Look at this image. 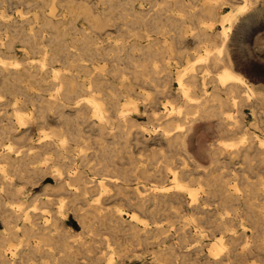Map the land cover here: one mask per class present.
<instances>
[{
	"label": "bare ground",
	"instance_id": "obj_1",
	"mask_svg": "<svg viewBox=\"0 0 264 264\" xmlns=\"http://www.w3.org/2000/svg\"><path fill=\"white\" fill-rule=\"evenodd\" d=\"M16 2L38 9L12 18ZM258 2L0 0V104H11L0 115V264H49L46 255L51 264H127L136 245L152 254L146 264H181L200 251L205 264H264V177L248 174L264 171V84L243 79L238 70L255 66L235 48L259 19ZM188 35L193 56L182 49ZM145 85L148 103L164 110L144 122L131 96ZM200 119L222 136L203 148V169L186 146ZM33 126L44 130L36 143ZM47 176L68 197L53 212L48 197L15 182ZM111 200L130 208L106 207ZM71 215L86 241L69 240ZM103 229L112 239L99 237Z\"/></svg>",
	"mask_w": 264,
	"mask_h": 264
},
{
	"label": "rangeland",
	"instance_id": "obj_2",
	"mask_svg": "<svg viewBox=\"0 0 264 264\" xmlns=\"http://www.w3.org/2000/svg\"><path fill=\"white\" fill-rule=\"evenodd\" d=\"M157 3H160V1L156 2L153 5L157 6L158 5ZM263 4H264V2H261V3L258 2L259 16H260L259 19H254L252 21L253 27H247L248 29L246 28V30L242 32L243 34L242 33L240 34V36L243 35V36H241V37H243V39L240 37L241 38V39L239 38L240 41H238V43L235 45L236 53H237V57H238L239 61L242 63L248 62L251 65L255 66V68L249 69L243 65V69H239L238 71L243 74V76H244L243 79H245V80L248 79L249 81H251L253 83H257V84L258 83L264 84V11H263V9L261 10V8H262L261 5H263ZM27 5H28V3H20V2H16V4L15 3L8 4V15L12 18L13 17H19L20 16V12H19L20 10L27 11L28 13H26V15H29L30 13H32L33 11L38 9L35 7H31V6H30L31 9H30L29 6L27 7ZM150 6H151V4H149V2L144 1V7L145 8H149ZM263 7H264V5H263ZM1 26H3V25L0 24V28H2ZM0 32H2V30H0ZM182 47H183L182 49H184L185 51H188V53H190L191 56H193L195 54V52L199 49L197 41H195L193 39V37L190 35L187 36ZM15 52H17L18 54L21 53L20 49H16ZM120 64H123L122 61ZM115 81H118V79H115ZM172 84L175 87L174 81H172ZM150 87L151 86H148V85H145L144 87H137V92H134L135 94L133 93L131 96V97L135 98L136 102L138 103V107L140 108L139 117H140V120L144 121V122L149 119L148 114L152 113V116H154V115H156V112L158 113V112H162L164 110L163 105H158V107L155 106V108H154L153 106H151L148 103V100L144 97V94L146 92H148V91L153 92ZM19 96H22V95H20V93H19ZM166 99L167 98H165L164 96L161 97V101H166ZM145 104H146V108H145ZM10 110H11V104L9 105L5 102L0 104V115L2 113H5V111H10ZM246 111L249 112V110H246ZM248 118L251 119V115L248 116ZM55 123H54V125H57V123L56 124ZM191 126H192L191 127L192 129H189L188 135L186 136L187 149H188L189 153L192 154L195 157V159L198 160V163L201 165L198 169L207 168L209 165V158L203 152L204 151L203 148L207 147V144H209L212 141L219 142L220 138L222 136L220 137V136H218L217 133L216 134L214 133L215 129H214L213 123L211 125V122L210 121L208 122V120H203V119L202 120L201 119L196 120V122L194 124H192ZM212 126H213L214 131H213V129H211ZM194 128H195V130H194ZM206 131L208 133H206ZM43 132H44V130L37 128L36 126H33L30 128V130H28V133H30V136H32L31 137L32 141L35 143L41 139L40 136L43 134ZM25 141H27V142H25ZM15 143H16L15 144L16 147L18 146V147H20V149H24V148L28 147L29 140H27V139L26 140L25 139L19 140L18 139ZM152 146L155 148L160 147V145H158V143H154L153 145H151V147ZM200 147H201V149H200ZM133 149H134L133 157H135L136 160L138 159V161H140L139 159L142 160L143 158L146 157V155H145L146 152L144 153V149L142 148L141 145H140V147L135 146ZM121 161L125 162V166H130L129 163L127 162L128 161L127 158H123ZM248 174H250V179H252L253 181H255V180L257 181L260 176L264 177V171H257L256 169H255V171L248 173ZM14 181H15V179H14ZM15 182L18 183L19 186H22L24 184L25 193L28 191L27 194H29V195L30 194H32V195L36 194L39 197L45 198V199L48 197V199H50L51 202L48 204L45 203L44 208H48L51 211L52 210L55 211V209L58 208V205H59L58 202L60 201L61 198L62 199L65 198L66 200L68 199V197L65 196V194H66L65 192H56L55 190H52L50 188V185L54 184V180L50 176H47L46 178H43L42 180H39L36 183H31V182L24 183L21 179L20 180L17 179ZM163 184L170 186V181L167 180ZM32 185H34V186H32ZM243 187H244V185H243ZM258 194L259 193H256V194H254V196L258 197L259 196ZM96 197H97V195H96V193H94L93 198L91 196L89 201L92 202ZM259 197H261L260 203H263L264 202V193L262 195H260ZM218 201L219 200L213 201V203L210 204L211 207L218 208L217 207ZM77 203H78V206H83L84 208L89 207L88 201H85L83 199L77 200ZM119 205H122L123 208H130L127 204H125L124 202H122L120 200L108 201L106 204V207L114 208L115 206H119ZM67 207H69V205ZM128 212L126 213V216H130V214L133 213L130 210ZM66 214H70V212L66 211L62 215L65 217ZM143 217L148 219V217L144 214H143ZM71 218H72V222L69 225H70L73 233H75V234H73L71 237H69V240L73 241V240L79 239L81 241H86V238H84L85 236L78 235L79 233L83 232L82 225L79 223V221L77 219H75L73 217V215H71ZM3 228H4V225L0 221V231ZM216 234H218V231L216 232ZM101 236L112 239V235H111L110 231L107 229L101 230L99 237H101ZM212 237L213 236L210 237L211 240H212ZM120 239L123 240L124 242L130 241V239L125 238V237H120ZM196 240H198V239H196ZM195 241H193L194 243L192 242V245L193 244L194 245L199 244V246H200L201 243H202L201 246L205 245V242H203V241H200V240H198L196 242ZM95 242H96V245L98 247H100L102 245V243L100 241H95ZM170 243H172L171 240L170 241L167 240V242H165V244H167V245L168 244L170 245ZM135 248L137 250L135 252H133L131 256L128 257L127 264H146V261H151L152 254H150V252H144L140 245H136ZM206 248H208V247L204 246V249H206ZM103 250H105V249H103ZM84 256H86L85 253H84ZM203 256H204L203 252L200 251V254L199 253L197 254V257H199L198 259H200V260H198V259L193 260V259H195V255H194L193 256L194 258H192V260L190 259V261L184 262V263L181 262V264H205ZM49 259H50V256H47V255L41 258V260L43 262L51 264V261ZM249 263H250V261L248 262V264ZM257 263L260 264L259 261ZM170 264H176V263L170 262Z\"/></svg>",
	"mask_w": 264,
	"mask_h": 264
}]
</instances>
